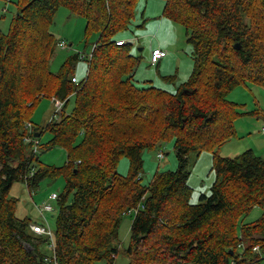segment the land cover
I'll list each match as a JSON object with an SVG mask.
<instances>
[{"label":"trees","instance_id":"16d2710c","mask_svg":"<svg viewBox=\"0 0 264 264\" xmlns=\"http://www.w3.org/2000/svg\"><path fill=\"white\" fill-rule=\"evenodd\" d=\"M164 2L163 15L186 27L194 57L189 79L175 91L136 82L140 57L130 42L117 43L138 0H18L9 31H0V264H114L118 227L130 210L137 211L124 248L128 264H264L254 250H264V157L251 150L216 156V180L199 202H191L187 169L191 151H214L236 134L240 113L228 94L247 82L264 87V0ZM63 6L98 34L92 57L82 56L89 66L81 81L73 74L80 55L51 70L58 39L50 27ZM44 97L55 111L40 127L31 116ZM46 131L52 137L42 145ZM171 138L178 168L158 170L145 185L143 152ZM56 146L67 151L65 165L41 164L42 148ZM123 156L128 174L118 170ZM60 174L65 186L48 254L46 236L17 217L9 192L17 181L31 189ZM256 206L262 217L241 223Z\"/></svg>","mask_w":264,"mask_h":264},{"label":"rangeland","instance_id":"374dc122","mask_svg":"<svg viewBox=\"0 0 264 264\" xmlns=\"http://www.w3.org/2000/svg\"><path fill=\"white\" fill-rule=\"evenodd\" d=\"M164 0H138L135 16L129 27L118 33L119 39L131 43V51L138 60L133 79L141 85L152 82L161 88L175 91L180 82L187 81L194 67L192 45L188 41V33L185 26L163 15ZM5 9V11H3ZM18 11V0H0V31L7 33L12 20ZM56 35L58 42L65 40L67 46H58L51 61V70L59 72L67 59L73 55H80L76 62L73 74L81 81L86 78L89 59H82L83 54H90L94 42L98 40L96 32L86 31L85 18L72 14L67 7H60L54 23L50 27ZM69 45V46H68ZM167 50L168 56L160 62H151V53L156 48ZM175 75L177 80L173 82L163 76ZM228 99L236 103V109L240 113L235 120L236 134L214 151H191L187 169L190 172L188 179L192 187L191 202H199L202 194H209L216 180L214 169L216 156L236 157L251 150L255 155L264 157V87L247 82L234 88ZM75 97L66 108L70 113L74 107ZM55 106L52 98L44 97L35 107L32 114L34 125L45 127L50 121ZM52 137L49 131L43 133L40 141L46 145ZM174 138L168 139L161 145L143 152V170L140 174L142 182L148 185L158 170H176L179 166L175 151ZM164 156L159 158V153ZM67 151L61 146L43 149L39 153V162L49 166H63L67 162ZM130 162L127 156H123L119 162L118 170L122 174H128ZM65 186V176L60 174L55 178L49 176L42 179L36 187H30L24 181L13 183L9 195L16 201V215L18 218H29L32 222H43V218L36 208L44 202H51L55 208L53 212L46 214L51 229L56 231L57 200L51 195L61 194ZM136 215L125 214L121 218L118 227V236L122 248L115 258L114 264H128V257L124 248L131 241V223ZM263 215L260 206L253 209L241 218L242 223L257 221ZM43 249L49 254L48 243H42ZM98 264H106V261H98Z\"/></svg>","mask_w":264,"mask_h":264},{"label":"built area","instance_id":"2783aa9c","mask_svg":"<svg viewBox=\"0 0 264 264\" xmlns=\"http://www.w3.org/2000/svg\"><path fill=\"white\" fill-rule=\"evenodd\" d=\"M123 42H124L123 39H119L117 41L118 44H122ZM58 46L65 47V46H67V43L65 40H62V41L58 42ZM94 47H95V45L93 46V49H92L90 54H83L82 56L89 55V58H91ZM165 56H167V50L162 49V48H156L151 53V62L152 63H158ZM73 80L75 81L76 78H73ZM53 101L55 102V104L58 108H61L63 106V101H61L60 99L54 97ZM262 130L264 132V127ZM27 140H28V138H27ZM158 155H159V158H162L164 156V154L162 152H160ZM57 197H58L57 193H54L51 195V198L53 200H56ZM36 208L40 212V214L43 218V222H33L30 224V227H31L32 231L36 232L37 234L46 236L47 243H48L49 247L55 248L54 231L51 229L50 224H49L48 219H47V216H46V214L48 212H53L55 210V208L51 202H44L41 205L36 204ZM128 213L131 214V213H133V211L130 210ZM254 250L261 252L264 256V250L259 245L255 246ZM46 260L51 261V255L46 256ZM56 264H58V263H56Z\"/></svg>","mask_w":264,"mask_h":264},{"label":"water","instance_id":"95a60500","mask_svg":"<svg viewBox=\"0 0 264 264\" xmlns=\"http://www.w3.org/2000/svg\"><path fill=\"white\" fill-rule=\"evenodd\" d=\"M236 47H237V48L240 47V44L237 43ZM38 135H39V133H36V136H38Z\"/></svg>","mask_w":264,"mask_h":264},{"label":"crops","instance_id":"0c3cea01","mask_svg":"<svg viewBox=\"0 0 264 264\" xmlns=\"http://www.w3.org/2000/svg\"><path fill=\"white\" fill-rule=\"evenodd\" d=\"M119 38H122V37L119 36ZM161 48H162V47H161ZM167 56H168V54H167ZM167 56H165V57H167ZM165 57H164V58H165ZM162 59H163V58H162ZM162 59H161V60H162ZM161 60H160V61H161ZM160 61H159V62H160ZM157 64H158V63H157Z\"/></svg>","mask_w":264,"mask_h":264}]
</instances>
